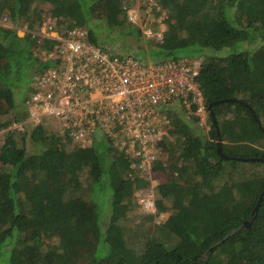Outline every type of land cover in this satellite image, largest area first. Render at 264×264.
Masks as SVG:
<instances>
[{
	"label": "trees",
	"instance_id": "obj_1",
	"mask_svg": "<svg viewBox=\"0 0 264 264\" xmlns=\"http://www.w3.org/2000/svg\"><path fill=\"white\" fill-rule=\"evenodd\" d=\"M33 1L0 0V15L14 24L0 25V122L10 110L14 121L26 119L30 82L59 63L36 54L56 42L39 45L34 35L51 15L64 28L87 27L98 45L96 30L104 24L126 41L143 40L155 62L202 58L197 80L205 107L218 102V129L210 114L206 131L198 116L171 110L170 135L159 142L163 154L155 164L157 174H170L154 187L156 213L144 218L170 216L139 251L131 246L128 221L140 206L135 192L151 181L133 177L110 137H95L83 149L42 123L18 131L8 129L11 120L0 123L8 129L0 144V264H264V194L253 214L264 191V0H156V14L168 13L161 41L128 20L127 0ZM99 8L107 10L104 17L96 16ZM19 25L29 31L19 35ZM240 42L253 50L221 51ZM25 77L18 106L15 93ZM218 131L229 158L218 152ZM103 200L110 201V214L100 212Z\"/></svg>",
	"mask_w": 264,
	"mask_h": 264
},
{
	"label": "built area",
	"instance_id": "obj_2",
	"mask_svg": "<svg viewBox=\"0 0 264 264\" xmlns=\"http://www.w3.org/2000/svg\"><path fill=\"white\" fill-rule=\"evenodd\" d=\"M137 1L124 2L128 20L146 37L163 40L164 28H159L158 21L162 17L165 26L167 12L156 14V0H142V10ZM146 15L150 17L144 19ZM34 35L39 45L46 39L56 41L36 54L59 63L33 77L32 92L25 102L27 116L15 123L17 129L55 123L60 130L55 133L64 142L83 149L92 148L95 137L107 135L127 156L133 177L140 174L152 183L156 161L163 154L158 144L170 135L171 110L186 109L199 117L200 127H209V112L197 80L202 58L155 62L125 52L113 54L91 40L87 27L64 28L51 15ZM194 104L197 108L193 110ZM147 190L136 191V200L142 211L156 213L155 193Z\"/></svg>",
	"mask_w": 264,
	"mask_h": 264
},
{
	"label": "rangeland",
	"instance_id": "obj_3",
	"mask_svg": "<svg viewBox=\"0 0 264 264\" xmlns=\"http://www.w3.org/2000/svg\"><path fill=\"white\" fill-rule=\"evenodd\" d=\"M34 5H37V1L34 0L33 1ZM137 7H139L142 10V7H145V3L142 2V0L137 1ZM142 6V7H141ZM42 8H47L46 6H41ZM106 9L105 8H99L98 10V14L96 15L97 17H104L106 15ZM168 15V13H167ZM150 16L146 15L144 19L148 18ZM153 18H156L152 15ZM160 17L157 19L159 20ZM162 19V17H161ZM160 19V20H161ZM154 20V19H152ZM159 22V28L163 27V23ZM158 24V23H157ZM0 25L1 26H6V27H13V23L10 21L9 17L7 16V14H1L0 15ZM92 25V24H91ZM98 25V24H95ZM98 27V26H97ZM28 28L27 25H19L18 26V34L19 35H24V30ZM98 32V39L100 41V45H102L105 49L109 50L111 53L116 54L118 52L123 53L124 52H129L131 54H133L136 58H139L142 61H149L151 60L149 57V52H151L149 46H147V44L143 43V40H136L134 36V38H132L131 36L128 37L127 41L125 40V36L121 35V32L116 31L115 29H111L110 27H108L106 24L104 25H99V27L96 30ZM96 32V33H97ZM120 45H124L126 48L119 50L118 48L120 47ZM143 45H145L146 48H143ZM239 49H243V50H253V45L248 44V42H240L238 45L235 46H231V47H227L222 49L221 51L224 54H229L231 52H236ZM213 52H210V54L212 55ZM30 77V76H29ZM29 81L28 78L25 77L23 79L20 80V84L23 87H19L18 90H16L15 93V98H16V102L18 103L17 105H21L24 104V87L26 85H28ZM30 84L32 85V83L30 82ZM29 84V85H30ZM170 114V113H169ZM192 114V113H190ZM194 115V114H192ZM15 116V111L14 110H10L9 112H7V114L3 115L1 117V121L0 123L3 122H9V120H11V125L8 127L9 130H14V131H18L19 129L16 128L15 123L19 124L17 121H14V117ZM195 116V115H194ZM42 124L46 125V128L51 131L52 133L59 135V133H55V132H60V130L58 128H56V124H52L51 122L49 123H45L42 122ZM209 124V123H208ZM208 130L210 127H206ZM206 128H204L206 130ZM8 129L6 128H1L0 127V144L2 142L3 139V133H5ZM207 131V130H206ZM29 149H33L34 146L32 144L29 143ZM251 169H255V166H248L247 170H251ZM165 172V173H164ZM168 174H170V172L167 171H162V173H158L155 172L154 176H153V182L151 183V186H149L148 190L149 191H154V187L160 183H163L166 181ZM153 189V190H152ZM147 190V191H148ZM146 191V190H145ZM140 205V203H139ZM142 206H138L137 207V212L140 213L141 215L138 216V213H132L130 214V219L128 221L129 224L132 225L131 230H132V234H131V246L135 247L137 250L142 251L144 249V243L147 239L148 236H150V234L153 232V230L155 229V226L157 224H163L165 223V221L169 218L170 213L166 212V213H161L158 217H152V218H144V216L146 215H150L149 213H146L144 211H142ZM105 211H107L110 214L111 211V203L110 201H105L103 200V204L100 205V212L102 214L105 213ZM138 216V217H137ZM102 219V218H101ZM146 233V235H145ZM143 244V247H142Z\"/></svg>",
	"mask_w": 264,
	"mask_h": 264
},
{
	"label": "water",
	"instance_id": "obj_4",
	"mask_svg": "<svg viewBox=\"0 0 264 264\" xmlns=\"http://www.w3.org/2000/svg\"><path fill=\"white\" fill-rule=\"evenodd\" d=\"M217 103L218 102H214V103L210 104L209 107H208V112L212 116L213 123L216 125V127L218 129L217 119H216L215 114H214V111H213V105L214 104H217ZM256 120L258 122V125L261 126V123L259 122V119L257 117H256ZM217 147H218L219 154H221L224 158H229L227 155H225L223 153V151L221 149L219 131H218ZM240 159H242V160H249V161H253V160H257V159H262L263 160V158H240ZM263 194H264V191H263L262 195L260 196V199L258 201V204L256 205V207L253 210V214H254L255 217L258 214L259 206L261 205V202H262V199H263ZM251 223H252V220L246 221L244 227H249L251 225ZM209 252H207L204 257H206L209 254Z\"/></svg>",
	"mask_w": 264,
	"mask_h": 264
}]
</instances>
